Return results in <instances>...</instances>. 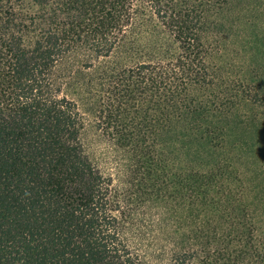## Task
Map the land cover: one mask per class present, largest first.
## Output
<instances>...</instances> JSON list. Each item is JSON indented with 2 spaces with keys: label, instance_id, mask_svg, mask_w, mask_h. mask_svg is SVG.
Wrapping results in <instances>:
<instances>
[{
  "label": "trees",
  "instance_id": "16d2710c",
  "mask_svg": "<svg viewBox=\"0 0 264 264\" xmlns=\"http://www.w3.org/2000/svg\"><path fill=\"white\" fill-rule=\"evenodd\" d=\"M234 1L0 0V264H150L135 231L174 264H264V61ZM88 113L124 182L85 152Z\"/></svg>",
  "mask_w": 264,
  "mask_h": 264
},
{
  "label": "rangeland",
  "instance_id": "374dc122",
  "mask_svg": "<svg viewBox=\"0 0 264 264\" xmlns=\"http://www.w3.org/2000/svg\"><path fill=\"white\" fill-rule=\"evenodd\" d=\"M252 5L248 7L246 0H235L231 5L230 11L233 12L235 18H238L239 24V28L235 30L234 38L241 45H244L243 40H252L249 53L253 56L254 61L259 64L264 61V4L262 7L258 4L254 7ZM237 34L240 38H236L238 36ZM241 59L244 60L242 57ZM69 96L78 101L83 111L86 110L89 103L87 96V100L84 102L81 101L80 95L70 93ZM248 111L255 118L254 130L257 128L259 132L246 134L244 138L250 142H254L258 146L256 152H264V102L250 106ZM87 116L86 128L82 135L85 152L88 153L91 160L102 172L112 174L115 185L124 182L128 170L126 160H129L132 154L129 156L125 155L124 150L117 148L115 141L97 128L93 121V115L88 113ZM242 133L241 129H238L233 134V137L242 135ZM139 214V218L147 220L150 218V215H155V211L141 207ZM134 233L137 236L129 237V240L145 261H148L150 264H174L170 260V255L167 254V251L164 253V249L161 248L162 243H158V245L155 243L152 244L151 240L148 239L149 235L139 234L136 231ZM130 235L131 233L128 230V236ZM189 264H198V261L194 260Z\"/></svg>",
  "mask_w": 264,
  "mask_h": 264
}]
</instances>
